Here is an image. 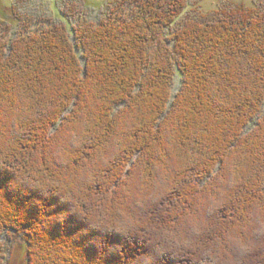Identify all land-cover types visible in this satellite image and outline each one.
Instances as JSON below:
<instances>
[{
    "label": "trees",
    "instance_id": "obj_1",
    "mask_svg": "<svg viewBox=\"0 0 264 264\" xmlns=\"http://www.w3.org/2000/svg\"><path fill=\"white\" fill-rule=\"evenodd\" d=\"M192 3L4 11L0 264H264V8Z\"/></svg>",
    "mask_w": 264,
    "mask_h": 264
},
{
    "label": "rangeland",
    "instance_id": "obj_2",
    "mask_svg": "<svg viewBox=\"0 0 264 264\" xmlns=\"http://www.w3.org/2000/svg\"><path fill=\"white\" fill-rule=\"evenodd\" d=\"M17 1L21 3L12 12L13 7L17 4ZM116 0H0V19H3V13L7 10V13L14 14L17 17L27 14L32 19L39 23L48 18L55 17L60 21L64 20V16L61 10L65 9L67 12L71 11V4L76 5L75 12L76 19L86 17L89 20H95L98 18L100 10L99 7H105L106 4L115 2ZM195 3L191 4V10L196 9L199 6L201 13H208L214 10H218L226 1L229 0H193ZM236 4H242L247 7H260L264 8V0H230ZM75 23V20H74ZM4 30L0 27V36L3 35ZM177 89V88H176ZM130 170V169H129ZM128 170V171H129ZM125 171V176L129 175V172ZM147 195V193H146ZM145 198V197H144ZM147 199V198H145ZM4 264H28V257L26 251L25 242L21 238H15L14 243L11 244V251Z\"/></svg>",
    "mask_w": 264,
    "mask_h": 264
}]
</instances>
